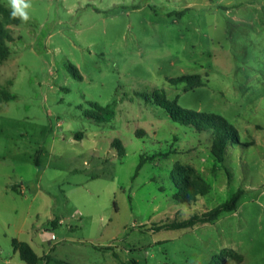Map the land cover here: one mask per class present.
<instances>
[{"label":"rangeland","instance_id":"obj_1","mask_svg":"<svg viewBox=\"0 0 264 264\" xmlns=\"http://www.w3.org/2000/svg\"><path fill=\"white\" fill-rule=\"evenodd\" d=\"M31 5L0 61V264H25L13 239L39 264H264V0ZM156 91L239 141L218 160L212 133L174 122ZM95 103L115 116L88 117ZM181 169L205 189L192 202L175 199ZM237 193L217 220L170 227Z\"/></svg>","mask_w":264,"mask_h":264},{"label":"trees","instance_id":"obj_2","mask_svg":"<svg viewBox=\"0 0 264 264\" xmlns=\"http://www.w3.org/2000/svg\"><path fill=\"white\" fill-rule=\"evenodd\" d=\"M0 15L6 19V23L0 24V61L7 59L11 55V48L8 45L9 42L13 41V37L8 29L10 25H19V19H12L10 17V11L6 10L0 3ZM73 75L82 79V76L77 68L71 66ZM196 78L195 76H183L177 80V82H188L192 83ZM0 96L5 100L12 99V96L0 89ZM148 97V96H147ZM153 100L155 104L164 109L169 117L176 123L184 126H191L197 132H211L213 135V155L220 161L224 160L225 153L227 152L230 142L234 144L239 141V134L237 130L229 123V121L221 115L213 113H203L196 112L193 110L182 108L178 105L176 101H171L166 98V96L160 92L156 91L153 93ZM94 111L87 114L88 117L100 122L105 121L106 118H113L115 116L114 107L109 105L102 107L99 104H93ZM114 148L117 149L120 156H123L125 149L120 140L116 139L113 142ZM142 162L140 166L141 168ZM172 182L176 188V193L174 194L175 199L181 203H188L194 201L199 195L204 193L205 189L202 184H200L198 178H192L184 169L181 171L177 170L173 172ZM240 193L234 195L228 202L218 206L213 209L208 214L202 217H195L189 221L183 222L177 225H171L173 229L176 228H186L194 226L197 223H209L217 220L223 213L232 212L236 209L237 203L240 199ZM13 249L19 254L21 260L25 264H39L41 257L36 253V251L31 247L29 243L19 241L18 239H13L12 241ZM224 254H226L224 252ZM210 264H226L223 255H216L212 258Z\"/></svg>","mask_w":264,"mask_h":264},{"label":"clouds","instance_id":"obj_3","mask_svg":"<svg viewBox=\"0 0 264 264\" xmlns=\"http://www.w3.org/2000/svg\"><path fill=\"white\" fill-rule=\"evenodd\" d=\"M7 3L12 19H19L23 23L29 22L31 0H7Z\"/></svg>","mask_w":264,"mask_h":264},{"label":"crops","instance_id":"obj_4","mask_svg":"<svg viewBox=\"0 0 264 264\" xmlns=\"http://www.w3.org/2000/svg\"><path fill=\"white\" fill-rule=\"evenodd\" d=\"M11 26V25H10ZM10 26H8V29H10ZM20 241V240H19ZM30 244V243H29ZM31 245V244H30ZM31 247L33 248V246L31 245ZM34 249V248H33Z\"/></svg>","mask_w":264,"mask_h":264},{"label":"built area","instance_id":"obj_5","mask_svg":"<svg viewBox=\"0 0 264 264\" xmlns=\"http://www.w3.org/2000/svg\"><path fill=\"white\" fill-rule=\"evenodd\" d=\"M54 234L51 235V238H53Z\"/></svg>","mask_w":264,"mask_h":264}]
</instances>
